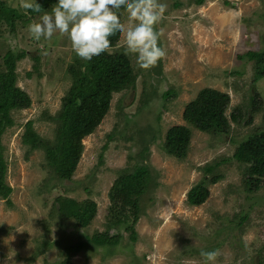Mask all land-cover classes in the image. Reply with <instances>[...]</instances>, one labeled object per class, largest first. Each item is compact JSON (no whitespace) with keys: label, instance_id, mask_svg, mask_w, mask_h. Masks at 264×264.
<instances>
[{"label":"rangeland","instance_id":"obj_1","mask_svg":"<svg viewBox=\"0 0 264 264\" xmlns=\"http://www.w3.org/2000/svg\"><path fill=\"white\" fill-rule=\"evenodd\" d=\"M0 1L28 19L25 28L18 22L14 33H0V62L8 49L26 52L17 64V86L31 100L28 109L11 113L13 125L0 140L4 183L12 190L0 199V264H203L201 249L218 250L216 264H264V187L250 193L242 165L232 159L247 136L264 131V77L258 76L264 60V0H205L202 6L161 0L168 5L157 26L166 55L150 70L139 69L135 57L124 54V34L119 33L108 52L129 58L135 82L112 94L107 114L83 137L69 181L56 176L44 150L30 151L22 137L31 121L36 134L54 147L57 136L50 119L71 86L68 66L83 60L67 35L34 40L28 27L40 16L30 20L19 0ZM119 16L127 29V14ZM247 53L259 56L250 61ZM205 89L229 98L227 134L201 133L184 120L188 106ZM165 92L171 96L163 97ZM232 113L241 121L234 123ZM175 127L191 130L181 158L163 148ZM215 164L212 174L218 182L205 184L209 195L204 204L189 206L188 193L204 178L210 180L205 169ZM135 167L147 168L150 180L136 201L132 243V218L119 227L112 219L121 209L127 216L133 210L118 195L110 199V192L124 170ZM58 198L95 203V217L84 229L61 219ZM97 236L118 237V243L108 251L91 242ZM75 245L82 250L67 255Z\"/></svg>","mask_w":264,"mask_h":264},{"label":"trees","instance_id":"obj_2","mask_svg":"<svg viewBox=\"0 0 264 264\" xmlns=\"http://www.w3.org/2000/svg\"><path fill=\"white\" fill-rule=\"evenodd\" d=\"M205 0H191L195 6H202ZM56 0H37L40 4V12L28 10L27 14L31 19L41 16L44 12H50L55 6ZM28 19L18 10L5 7L0 1V33H14L18 28H25ZM119 34V33H118ZM118 34L110 38L111 46L114 48L118 42ZM26 52L14 54L8 49L2 56L0 62V140L5 130L13 125L11 113L26 110L31 106L30 97L17 86V64L23 60ZM259 54L247 53L245 58L253 61ZM38 62V58H34ZM81 63V64H80ZM77 66L69 65L67 73L71 78V86L61 100L60 110L50 120L55 125L57 142L54 147H49L33 130V122L28 121L24 126L22 137L23 144L30 151L44 150L48 163L56 176L64 181H69L74 174L81 152V140L84 136L90 135L107 114L110 107V100L113 93H118L134 84V73L127 56L120 53L109 52L94 57L92 61L80 62ZM261 67L264 77V60ZM37 72V68L33 67ZM27 77H30L28 75ZM163 97L168 98L170 93L165 92ZM229 103L227 95L211 89L202 90L196 100L192 102L184 116V120L195 130L210 133H228V120L225 111ZM234 123L241 121V118L232 113L230 116ZM191 137V130L184 127H175L166 134L164 151L170 156L181 158L185 154ZM232 159L240 163L244 169V175L248 191L256 193L264 187V131H256L247 136L235 149ZM221 163V162H219ZM218 164L207 166L205 177L211 176L210 180L203 179L202 183L194 187L187 195L189 206L198 207L205 203L209 192L206 183L214 185L218 182L217 175L212 174ZM6 164L4 162L0 144V199H7L12 190L4 183ZM150 176L147 168L135 167L133 171L124 170L123 175L117 179L110 192V199L120 196L121 203L129 206L132 216L124 214L123 209L113 214L112 223L119 227L128 218H132L131 226L128 229L130 241H136V233L133 227L138 220L137 198L147 188ZM132 202V203H131ZM57 214L62 219L72 220L81 229L86 228L95 217L96 205L91 201L76 202L72 199L58 198ZM120 215V216H119ZM128 232V230H125ZM118 243V237H94L92 243L101 248L105 247L110 251ZM113 246V247H112ZM112 247V248H111ZM109 248V249H108ZM80 245H75L66 250V254L80 252ZM69 257V256H68ZM68 263V261L66 262Z\"/></svg>","mask_w":264,"mask_h":264},{"label":"clouds","instance_id":"obj_3","mask_svg":"<svg viewBox=\"0 0 264 264\" xmlns=\"http://www.w3.org/2000/svg\"><path fill=\"white\" fill-rule=\"evenodd\" d=\"M19 7L39 13L41 6L37 0H19ZM167 7L161 0H56L51 11L30 24L28 31L36 41L67 35L74 54L85 62L107 53L110 38L123 33L124 54L134 56L139 69L150 70L166 55L157 26ZM120 12L127 14V29ZM199 255L203 264H216L219 252L201 249Z\"/></svg>","mask_w":264,"mask_h":264}]
</instances>
